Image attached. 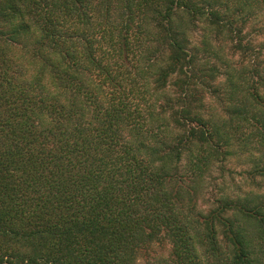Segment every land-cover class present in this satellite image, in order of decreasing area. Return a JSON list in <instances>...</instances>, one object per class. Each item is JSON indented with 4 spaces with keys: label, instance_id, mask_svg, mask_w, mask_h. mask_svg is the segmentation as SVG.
Returning a JSON list of instances; mask_svg holds the SVG:
<instances>
[{
    "label": "trees",
    "instance_id": "trees-1",
    "mask_svg": "<svg viewBox=\"0 0 264 264\" xmlns=\"http://www.w3.org/2000/svg\"><path fill=\"white\" fill-rule=\"evenodd\" d=\"M0 264H264V0H0Z\"/></svg>",
    "mask_w": 264,
    "mask_h": 264
},
{
    "label": "rangeland",
    "instance_id": "rangeland-1",
    "mask_svg": "<svg viewBox=\"0 0 264 264\" xmlns=\"http://www.w3.org/2000/svg\"><path fill=\"white\" fill-rule=\"evenodd\" d=\"M234 167V166H233ZM247 168V166H235V172L236 174H234V179L235 181L232 180V178L228 177V180L231 182L230 185H233V186H230V188L233 190L234 188H236L237 185H242L243 184V180L242 178L240 177V173L243 172V170H245ZM233 181V182H232ZM236 184V186H235ZM215 190L216 192H218V187H215Z\"/></svg>",
    "mask_w": 264,
    "mask_h": 264
}]
</instances>
